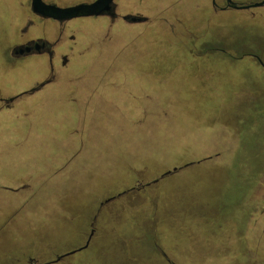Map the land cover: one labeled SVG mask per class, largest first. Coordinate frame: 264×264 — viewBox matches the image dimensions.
Listing matches in <instances>:
<instances>
[{
    "label": "rangeland",
    "instance_id": "obj_1",
    "mask_svg": "<svg viewBox=\"0 0 264 264\" xmlns=\"http://www.w3.org/2000/svg\"><path fill=\"white\" fill-rule=\"evenodd\" d=\"M29 1L0 0V264L85 242L56 264H264V7L117 0L61 25ZM61 30L69 59L27 93L50 60L11 44Z\"/></svg>",
    "mask_w": 264,
    "mask_h": 264
},
{
    "label": "water",
    "instance_id": "obj_2",
    "mask_svg": "<svg viewBox=\"0 0 264 264\" xmlns=\"http://www.w3.org/2000/svg\"><path fill=\"white\" fill-rule=\"evenodd\" d=\"M227 2H229V5L231 7L238 8V9H247L250 7H257V6L264 4V1L259 2V3H255V4H250V5L249 4L239 5L235 2H233L232 0H229ZM31 6H32L33 12L35 14L43 17V18H51V19H55V20H58L61 22H65V21H69V20L74 19V18L93 17V16L99 17V16H105V15H109V14L112 15L113 12H115V10L117 9V0H93V1H89V2H80L78 4L69 5V6H59L55 3H48L45 0H31ZM123 19L124 20L126 19V21H128V22L135 23V22L147 21L148 18L143 17V16H137V15H125V16H123ZM27 50H29V48ZM38 89H40V88L35 87L30 91L34 92ZM30 91H27V93H29ZM25 93L26 92H24L22 94H25ZM22 94L11 98V100L17 99ZM187 165H189V164H187ZM180 169H182V168L181 167L180 168L179 167H173L172 169L166 170L163 174H161L160 177L163 178V177H166L168 175H172V174L178 172ZM159 178L154 179L153 182H157L159 180ZM140 187H143V185H140ZM114 198L115 197L107 199L106 203H108L109 201H111ZM88 244L86 243L84 246L80 247L78 250L70 251L68 254L58 256L53 261L45 262L42 264H51V263L58 262V261L62 260L66 255L74 254L75 252H77L83 248H87ZM29 264H40V263L38 261L34 262L33 260H31L29 262Z\"/></svg>",
    "mask_w": 264,
    "mask_h": 264
},
{
    "label": "flooded vegetation",
    "instance_id": "obj_3",
    "mask_svg": "<svg viewBox=\"0 0 264 264\" xmlns=\"http://www.w3.org/2000/svg\"><path fill=\"white\" fill-rule=\"evenodd\" d=\"M227 1H229V0H211L213 8L217 11L224 10L227 8H234V7H231L229 5V2H227ZM48 3H54V2H48ZM237 4H239V3H237ZM245 4H249V3H241L239 5H245ZM257 7L262 8V7H264V4L257 6ZM29 8L31 10V13H33L34 15H36L40 18H43V17H41V16H39L33 12L32 6H31V0L29 1ZM254 8L255 7H250L247 9H250L251 13L255 14V12L253 11ZM116 12L117 11L115 10V12H113L112 15L109 14V15H105V16H108L111 19V21H113L118 17V14ZM143 17H145V16H143ZM60 23H61V25H64V22L60 21ZM32 24H33L32 18L28 17L27 18V26L23 28V32H26ZM63 33H64V30H61V32L58 34L57 38L54 41H51L49 39H45L42 37H38V38H33V39L25 40V41H20L19 43L11 44L12 48H11L10 53H11V56L13 58H21V57H25V56L33 55V54H37V55L47 54L48 55L49 60H50L48 78L43 83L39 84L37 86L38 88H41L43 85H45L46 83H48V82H50L56 78V73H55V71H56L55 61L56 60H58V59L62 60V62H63L62 65L63 64L65 65L67 60L69 59V56H68L69 53L67 51H71L73 49V46L72 47L69 46L66 49L63 48V44H64ZM28 48H29V50H27ZM253 56L256 59V61L264 69V47H263V49L261 48V51L253 53ZM29 93H32V92L30 91ZM25 94H27V93H25ZM13 101L14 100H11V98L2 99L3 103H10ZM0 110H1V108H0Z\"/></svg>",
    "mask_w": 264,
    "mask_h": 264
},
{
    "label": "trees",
    "instance_id": "obj_4",
    "mask_svg": "<svg viewBox=\"0 0 264 264\" xmlns=\"http://www.w3.org/2000/svg\"><path fill=\"white\" fill-rule=\"evenodd\" d=\"M164 173V172H163ZM156 179V178H155ZM154 180V179H153ZM140 185L141 184H139V183H137L136 185H134L132 188H136V187H140ZM106 204V202L104 203V205ZM103 205V206H104ZM100 212V211H99ZM99 212L97 213V215L99 214ZM98 217V216H97ZM97 217L96 218H94V220H93V222H92V226L94 225V222L97 220ZM93 227H91V229H92ZM90 234H91V230H90ZM90 236V235H89ZM89 238V237H88ZM88 240V239H87ZM85 244H86V242H85ZM85 244H83L82 246H84ZM81 246V247H82ZM71 250H69V251H67V252H65V253H61V254H58V255H56V257L55 258H52V259H50L49 261H44V262H39L38 260H36L35 259V257H29V260H28V262H27V264H29V262L31 261V260H33L34 262L35 261H38L40 264H42V263H45V262H50V261H53V260H55L58 256H62V255H65V254H68L69 252H70ZM73 257L74 256V254H70V255H66L62 260H60V261H58V262H55V263H51V264H56V263H60V262H62L63 260H65L66 258H68V257ZM165 256H167V255H165Z\"/></svg>",
    "mask_w": 264,
    "mask_h": 264
},
{
    "label": "crops",
    "instance_id": "obj_5",
    "mask_svg": "<svg viewBox=\"0 0 264 264\" xmlns=\"http://www.w3.org/2000/svg\"><path fill=\"white\" fill-rule=\"evenodd\" d=\"M47 69H48V68H47ZM48 74H49V70H48ZM47 77H48V76H47ZM46 79H47V78H46ZM55 79H56V78H55ZM55 79H54V80H55ZM54 80H52V81H54Z\"/></svg>",
    "mask_w": 264,
    "mask_h": 264
}]
</instances>
